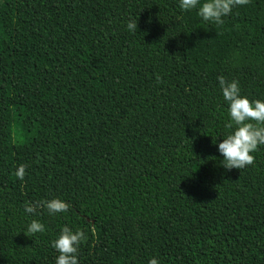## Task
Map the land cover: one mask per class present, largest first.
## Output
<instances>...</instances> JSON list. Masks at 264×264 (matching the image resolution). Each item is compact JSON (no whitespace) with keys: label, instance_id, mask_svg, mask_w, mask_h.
Segmentation results:
<instances>
[{"label":"trees","instance_id":"16d2710c","mask_svg":"<svg viewBox=\"0 0 264 264\" xmlns=\"http://www.w3.org/2000/svg\"><path fill=\"white\" fill-rule=\"evenodd\" d=\"M197 11L0 0V264H56L64 226L87 234L79 264H264L263 155L208 159L230 120L217 77L264 101V0L221 26ZM52 198L71 208L24 210Z\"/></svg>","mask_w":264,"mask_h":264},{"label":"clouds","instance_id":"9594fccd","mask_svg":"<svg viewBox=\"0 0 264 264\" xmlns=\"http://www.w3.org/2000/svg\"><path fill=\"white\" fill-rule=\"evenodd\" d=\"M250 3V0H180V8L185 11L197 9V15L206 22H214L221 26L223 17L232 13L233 8ZM127 29L137 33V18L130 19ZM157 81L160 77L157 76ZM217 80L225 101L228 102V114L230 121L226 128L230 133L218 144V151L223 156V167L231 169H243L252 165L255 161L254 153L259 146L264 145V101L249 100L241 94V88L237 80H227L224 76H218ZM28 165L20 164L15 176L23 180ZM40 207H45L49 214L67 212L71 205L60 198L40 200L35 203L26 202L24 210L34 214ZM45 226L33 219L28 225L29 234L43 233ZM87 234L82 229L68 226L61 228L58 237L52 242V247L58 252L56 264H79L78 251L80 245L87 240ZM148 264H160L156 258H151Z\"/></svg>","mask_w":264,"mask_h":264},{"label":"rangeland","instance_id":"374dc122","mask_svg":"<svg viewBox=\"0 0 264 264\" xmlns=\"http://www.w3.org/2000/svg\"><path fill=\"white\" fill-rule=\"evenodd\" d=\"M230 120H225L224 122H222L221 126H222V134L220 136V138L218 139V141L213 144L208 152V159H213L214 157H217L215 159H219L220 161L223 160V156L219 153L218 151V144L220 142H222V140L226 137L227 134L230 133L231 129L226 128V124L229 123ZM264 150V145L259 146L257 153L263 155L260 156L259 158V162H264V154L260 153V151Z\"/></svg>","mask_w":264,"mask_h":264}]
</instances>
